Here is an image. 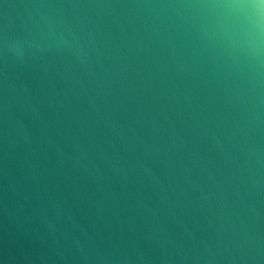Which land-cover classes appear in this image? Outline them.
<instances>
[{
    "label": "water",
    "instance_id": "water-1",
    "mask_svg": "<svg viewBox=\"0 0 264 264\" xmlns=\"http://www.w3.org/2000/svg\"><path fill=\"white\" fill-rule=\"evenodd\" d=\"M0 264H264V0H0Z\"/></svg>",
    "mask_w": 264,
    "mask_h": 264
}]
</instances>
